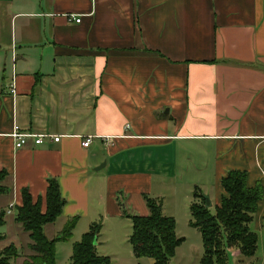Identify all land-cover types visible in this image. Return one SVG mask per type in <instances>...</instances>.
<instances>
[{"label": "crops", "instance_id": "1", "mask_svg": "<svg viewBox=\"0 0 264 264\" xmlns=\"http://www.w3.org/2000/svg\"><path fill=\"white\" fill-rule=\"evenodd\" d=\"M0 169L15 211L56 180L65 224L125 217L117 193L146 216L157 182L216 207L242 171L263 229L264 0H0Z\"/></svg>", "mask_w": 264, "mask_h": 264}, {"label": "trees", "instance_id": "2", "mask_svg": "<svg viewBox=\"0 0 264 264\" xmlns=\"http://www.w3.org/2000/svg\"><path fill=\"white\" fill-rule=\"evenodd\" d=\"M8 174L0 169V195L10 187L5 185ZM223 196L214 213L206 206V196L195 190L190 204V225L202 239L204 253L200 264H228L227 251L236 249L246 258L254 256L257 249V235L251 229L254 214L262 198V187L257 184L247 187L246 174L242 171H229L220 181ZM148 210L146 216L123 215L131 222L128 242L134 257L148 258L152 264H169L176 248L183 239L176 235V223L172 217L163 214L161 200L144 195ZM45 209L42 211V198L33 201L27 189L21 191V205L16 207L14 222L27 233L28 249L32 252L24 264H55V243L70 238L77 218L70 219L64 226L62 236L49 240L44 234V226L53 224L62 213L65 200L61 196L56 180L47 181L44 196ZM5 211L0 212V227L4 224ZM264 228V219H263ZM101 226L93 224L73 244L71 264H109L107 258L96 253L97 237ZM15 248L8 246L0 253V264H10L17 258Z\"/></svg>", "mask_w": 264, "mask_h": 264}, {"label": "rangeland", "instance_id": "3", "mask_svg": "<svg viewBox=\"0 0 264 264\" xmlns=\"http://www.w3.org/2000/svg\"><path fill=\"white\" fill-rule=\"evenodd\" d=\"M157 182L153 187L149 197H156L162 201L163 214L175 219L176 235L183 239V242L176 248L174 257L169 264H200L204 249L200 233L190 225V204L192 202V191L187 186H177L172 191L171 186H162ZM12 188L0 196V212L7 208L12 195ZM122 193H117L121 211L125 209L124 214L138 215L140 213L126 204L125 199H121ZM212 202L210 211H215L214 192L210 191L205 195ZM12 206V205H10ZM7 211L10 213L7 214ZM16 211L13 207L6 209L4 220L6 221L0 227V253L8 246L15 248L18 254L13 258L10 264H24V260L32 254L28 249L29 239L21 226L14 222ZM93 220L94 224L101 226V231L97 237L96 253L109 260V264H152L148 258L134 257L132 247L128 242L131 234V222L128 218L110 219L104 215H94L88 220H82L76 224L70 238L60 240L55 243V264H71V254L73 244L79 242L82 234L87 232V224ZM65 221L58 218L53 224L44 226V234L49 240H55L62 236ZM251 229L257 235V249L254 256L250 258L243 257L238 250L232 249L227 251L228 264H264V228L261 230L251 224Z\"/></svg>", "mask_w": 264, "mask_h": 264}, {"label": "built area", "instance_id": "4", "mask_svg": "<svg viewBox=\"0 0 264 264\" xmlns=\"http://www.w3.org/2000/svg\"><path fill=\"white\" fill-rule=\"evenodd\" d=\"M68 21L70 22H75V23H79L80 19L70 15L67 17ZM10 93L14 94V89L13 87H11L10 89ZM11 137L15 140V148L19 149L22 148L26 141L28 139H31L34 143V145L39 146L41 144H43V141L46 138H50L48 135H42V134H32V133H21L17 130V128L15 127ZM59 138L57 137H53V141L58 142ZM90 142V139H86L83 143H82V147H87L88 144ZM12 206H10L9 208H11ZM7 213H10V211H7Z\"/></svg>", "mask_w": 264, "mask_h": 264}, {"label": "water", "instance_id": "5", "mask_svg": "<svg viewBox=\"0 0 264 264\" xmlns=\"http://www.w3.org/2000/svg\"><path fill=\"white\" fill-rule=\"evenodd\" d=\"M103 166H104V164H102L100 167H98V168L95 169V170L97 171V170L101 169ZM206 206L209 207V208L211 207V202L208 200L207 197H206ZM93 244L96 245V241H94Z\"/></svg>", "mask_w": 264, "mask_h": 264}]
</instances>
